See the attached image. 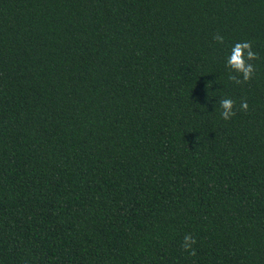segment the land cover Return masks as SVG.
Instances as JSON below:
<instances>
[{
    "label": "trees",
    "instance_id": "trees-1",
    "mask_svg": "<svg viewBox=\"0 0 264 264\" xmlns=\"http://www.w3.org/2000/svg\"><path fill=\"white\" fill-rule=\"evenodd\" d=\"M0 264H264V0H0Z\"/></svg>",
    "mask_w": 264,
    "mask_h": 264
},
{
    "label": "clouds",
    "instance_id": "clouds-1",
    "mask_svg": "<svg viewBox=\"0 0 264 264\" xmlns=\"http://www.w3.org/2000/svg\"><path fill=\"white\" fill-rule=\"evenodd\" d=\"M219 41L222 42V37H217ZM256 59V53L252 50V45L248 42L236 43L232 49L231 53L227 58V67L232 70V72L240 74L245 81L251 79L254 66L251 63ZM234 78V77H233ZM241 108L247 110L248 104L246 102L241 104ZM221 116L224 120L230 119L233 113V101L231 99H224L221 101ZM196 243L195 239L189 234L185 235L183 241V248L185 251L195 254L193 251V245Z\"/></svg>",
    "mask_w": 264,
    "mask_h": 264
}]
</instances>
